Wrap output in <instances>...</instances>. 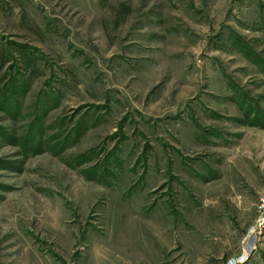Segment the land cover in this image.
Here are the masks:
<instances>
[{
  "label": "rangeland",
  "instance_id": "rangeland-1",
  "mask_svg": "<svg viewBox=\"0 0 264 264\" xmlns=\"http://www.w3.org/2000/svg\"><path fill=\"white\" fill-rule=\"evenodd\" d=\"M262 196L264 0H0V264H264Z\"/></svg>",
  "mask_w": 264,
  "mask_h": 264
},
{
  "label": "crops",
  "instance_id": "crops-1",
  "mask_svg": "<svg viewBox=\"0 0 264 264\" xmlns=\"http://www.w3.org/2000/svg\"><path fill=\"white\" fill-rule=\"evenodd\" d=\"M232 258H235V260L238 259V258H241V259L246 258V260L244 262H240L239 261L238 264H250L251 263V257L249 256V258H248L247 252L244 249H241V251L238 252L236 255L235 254L229 255V257L226 258L224 260V262L222 261L221 264H229V262H230L229 260L232 259Z\"/></svg>",
  "mask_w": 264,
  "mask_h": 264
},
{
  "label": "built area",
  "instance_id": "built-area-1",
  "mask_svg": "<svg viewBox=\"0 0 264 264\" xmlns=\"http://www.w3.org/2000/svg\"><path fill=\"white\" fill-rule=\"evenodd\" d=\"M260 204H259V206H258V210L262 213V214H264V196H262V198L260 199V202H259ZM246 260V258H244V259H241V258H238V259H236V261H233L232 263L234 264V263H238L239 261L240 262H244Z\"/></svg>",
  "mask_w": 264,
  "mask_h": 264
}]
</instances>
